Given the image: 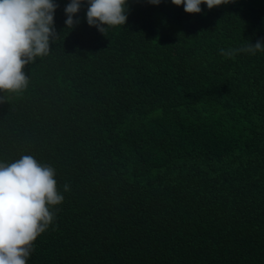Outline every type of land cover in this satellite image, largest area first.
Segmentation results:
<instances>
[{"label":"trees","instance_id":"obj_1","mask_svg":"<svg viewBox=\"0 0 264 264\" xmlns=\"http://www.w3.org/2000/svg\"><path fill=\"white\" fill-rule=\"evenodd\" d=\"M53 2L49 53L0 91V163L63 196L26 264H264V50L220 51L264 43V0H126L104 34Z\"/></svg>","mask_w":264,"mask_h":264},{"label":"clouds","instance_id":"obj_2","mask_svg":"<svg viewBox=\"0 0 264 264\" xmlns=\"http://www.w3.org/2000/svg\"><path fill=\"white\" fill-rule=\"evenodd\" d=\"M160 2L149 0L153 5ZM228 2L171 0L174 5L183 4L186 13H200L201 4L212 9ZM88 4L87 23L101 34L107 31L106 26L125 24L126 0H88ZM57 7L53 0H0V91L18 92L26 88L25 65L35 57L47 55L50 39L57 35L53 27ZM80 7L81 0H71L65 7L66 27L79 23L73 15ZM259 50H264L261 41L220 51L234 57L239 52L255 54ZM54 176L52 167L42 166L31 155H24L7 166L0 163V264H26L33 249L32 242L52 223L54 212L50 211V206L63 200L57 192ZM68 190L65 184L64 191Z\"/></svg>","mask_w":264,"mask_h":264}]
</instances>
